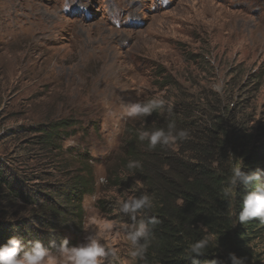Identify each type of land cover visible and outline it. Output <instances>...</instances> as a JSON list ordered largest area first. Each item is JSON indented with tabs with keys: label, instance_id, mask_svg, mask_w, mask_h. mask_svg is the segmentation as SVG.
Wrapping results in <instances>:
<instances>
[{
	"label": "rangeland",
	"instance_id": "obj_1",
	"mask_svg": "<svg viewBox=\"0 0 264 264\" xmlns=\"http://www.w3.org/2000/svg\"><path fill=\"white\" fill-rule=\"evenodd\" d=\"M63 7L64 0H0V167L16 187L33 192L65 183L89 164L95 190L83 197L74 244L84 225L109 224L103 242L116 252L112 264H137L123 231L129 218L115 201L136 184L117 173L127 128L144 122L126 117L125 107L161 94L172 101L177 87L157 86L168 73L179 93L232 95L251 118L255 140L264 142V0H74ZM39 32L54 37L35 41ZM65 119L72 125L60 135L59 151L35 143L36 128ZM115 173L126 182L112 185ZM1 208L8 220L29 209L0 192ZM249 247L252 264L264 263V234Z\"/></svg>",
	"mask_w": 264,
	"mask_h": 264
},
{
	"label": "trees",
	"instance_id": "obj_2",
	"mask_svg": "<svg viewBox=\"0 0 264 264\" xmlns=\"http://www.w3.org/2000/svg\"><path fill=\"white\" fill-rule=\"evenodd\" d=\"M157 83L158 88L177 87L170 101L173 113L160 116L153 112L139 128H127L117 170L135 180L132 193L139 195L147 190L154 197L151 215L159 220L152 228L154 239L146 256L137 264H191L186 250L192 242L204 237L211 243L206 254L199 257L200 264H209L212 259L228 264L229 252L247 257V264H252L254 254L249 245L264 234V224L258 220L237 222L244 189H234L228 197L223 193L229 188L231 168L240 166L241 160L242 170L260 171L264 178V142L255 140L248 127L251 118L236 108L232 95L221 96L214 90L179 93L180 86L168 73ZM170 120L177 129L188 130L189 137L168 146L158 144L152 150L147 149L146 141L138 140L141 128H166ZM71 125L65 119L39 126L35 143L57 152L61 149L60 135L66 134L63 130ZM132 159L142 164V168L133 170L134 175L126 167ZM68 176L65 183L31 192L30 188L16 187L0 167V192L4 200L20 201L29 208L22 218L11 221L6 219L9 210L1 208L0 244L16 235L23 241L39 239L45 244L66 237L74 245L82 227L83 197L94 192L95 183L93 170L87 163ZM112 176V185L126 182L116 173ZM98 206L102 211L107 209L102 202ZM65 231L73 236L67 237Z\"/></svg>",
	"mask_w": 264,
	"mask_h": 264
},
{
	"label": "clouds",
	"instance_id": "obj_3",
	"mask_svg": "<svg viewBox=\"0 0 264 264\" xmlns=\"http://www.w3.org/2000/svg\"><path fill=\"white\" fill-rule=\"evenodd\" d=\"M74 0H64V10H68ZM167 3V0H159ZM174 105L165 98L164 94L147 99L146 101L129 103L126 105L124 115L135 121L146 122V118L156 112L160 116H171ZM190 133L186 129H177L174 121H169L166 128L146 130L141 128L137 132L138 140L147 142V149L171 145L178 140H184ZM127 169L133 175V170L142 168L139 160H129ZM127 178L126 177H123ZM101 184H107L106 177H101ZM229 188L223 193L225 197L231 196L232 190L244 189L240 201V210L236 214L239 224H247L251 220H258L264 224V178L260 171L242 170L240 166L231 168L228 179ZM121 214L127 216L129 222L123 225L126 240L129 244V255L133 262L143 260L154 236L152 228L159 223L156 216L151 215L154 208V197L147 191L139 195L135 192L125 194L124 198L115 201ZM11 221V220H10ZM112 225H103L102 230L93 221L84 225L85 233L81 242L74 245L69 240L61 238L50 240L47 244L39 239L23 241L19 236L13 235L6 242L0 244V264H112L116 252L107 246L104 234L112 229ZM211 241L201 238L192 242L186 250V258L191 264H200L199 257L206 254ZM228 264H247V257L237 256L234 252L227 254ZM209 264H222L212 259Z\"/></svg>",
	"mask_w": 264,
	"mask_h": 264
},
{
	"label": "bare ground",
	"instance_id": "obj_4",
	"mask_svg": "<svg viewBox=\"0 0 264 264\" xmlns=\"http://www.w3.org/2000/svg\"><path fill=\"white\" fill-rule=\"evenodd\" d=\"M37 18H40V19H45L46 21H48L49 23H51L54 27H57L56 25H54V21H53V19H52V17H47V19H49V20H47L46 18H42L41 16H40V14L37 16ZM55 21H56V19H54ZM54 37V35L50 32V33H45V32H39V33H37L36 34V36H35V41H41V42H44L45 40H49V39H51V38H53Z\"/></svg>",
	"mask_w": 264,
	"mask_h": 264
}]
</instances>
